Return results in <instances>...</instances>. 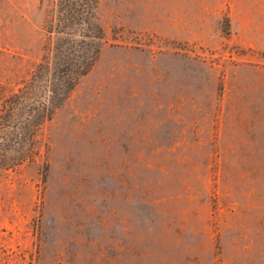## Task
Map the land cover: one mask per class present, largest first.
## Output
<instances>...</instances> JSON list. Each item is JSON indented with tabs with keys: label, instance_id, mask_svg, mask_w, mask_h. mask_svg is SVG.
Wrapping results in <instances>:
<instances>
[{
	"label": "rangeland",
	"instance_id": "374dc122",
	"mask_svg": "<svg viewBox=\"0 0 264 264\" xmlns=\"http://www.w3.org/2000/svg\"><path fill=\"white\" fill-rule=\"evenodd\" d=\"M53 1L0 0V109L60 37ZM95 14L93 67L0 163V264H264V0Z\"/></svg>",
	"mask_w": 264,
	"mask_h": 264
},
{
	"label": "trees",
	"instance_id": "16d2710c",
	"mask_svg": "<svg viewBox=\"0 0 264 264\" xmlns=\"http://www.w3.org/2000/svg\"><path fill=\"white\" fill-rule=\"evenodd\" d=\"M53 5L54 17L49 31L60 37L38 65L31 81L7 98L0 109V163L7 159L5 152L34 142L38 127L64 104L79 78L90 71L100 54L104 32L95 22L97 0H54ZM77 30L82 36L80 42L85 45L84 56L77 63H68L65 59L69 57L68 44L78 46V40L73 37ZM49 78L52 79L46 82ZM22 106L41 109L43 116L35 124L21 123L18 127L14 123V111ZM32 154L29 148L18 159H13V163L30 159Z\"/></svg>",
	"mask_w": 264,
	"mask_h": 264
}]
</instances>
